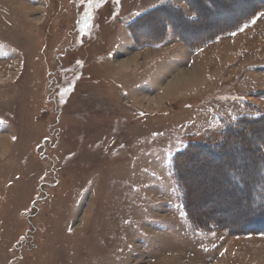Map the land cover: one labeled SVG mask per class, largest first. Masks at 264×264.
<instances>
[{
	"label": "rangeland",
	"instance_id": "obj_1",
	"mask_svg": "<svg viewBox=\"0 0 264 264\" xmlns=\"http://www.w3.org/2000/svg\"><path fill=\"white\" fill-rule=\"evenodd\" d=\"M210 1L211 27L183 21L188 36L258 0ZM163 4L196 16L185 0H0V264H264V127L178 162L189 211L174 169L264 111V9L197 55L130 54L126 24ZM159 12L138 26L147 41L173 18ZM213 217L236 231L193 221Z\"/></svg>",
	"mask_w": 264,
	"mask_h": 264
},
{
	"label": "trees",
	"instance_id": "obj_2",
	"mask_svg": "<svg viewBox=\"0 0 264 264\" xmlns=\"http://www.w3.org/2000/svg\"><path fill=\"white\" fill-rule=\"evenodd\" d=\"M185 1L188 3L191 10L195 13V15H196L195 17L185 18L187 16L182 14L180 9L178 7L172 5V4H163V5L157 6L151 10H148L147 12H144L143 14L138 16L133 22L130 23L129 27H130L131 31L135 34L136 40L138 42H150V41H147L146 38H142L139 35L138 26H140L141 23L145 19L147 20V19L155 16V13L158 11L165 12L164 14L170 15L173 18L171 19L170 17L161 16L162 21L160 22L161 24L159 25L160 26L159 34L161 33V35H159V37L161 36V38L157 37L158 36L157 35L156 38H159V39L155 40V42H150V43L156 44V43H159L160 41H162V39H164V37L166 35V32H167L169 26H171L172 29L175 31L176 35L178 36V38L180 40H182L187 46H189L190 48H197V47H200L207 42H211V41L217 39L221 35L229 34V33H233V32L238 31L243 25L248 23L261 10L264 9V0H258L257 3H255L253 6H251L250 9L244 15L240 16L237 20L233 21V23H230L227 25H222V26L216 27L214 29L211 28V30H209L208 32L206 31L203 33H198L199 36L194 38V37L188 36V31H186V28L183 27V25H184L183 21H185L187 23H189V22L193 23L191 26H189V27H191V30H192V28H195V29L196 28H200V29L201 28H204V29L209 28L211 26H210V23L207 21V16H211L213 10L215 8L219 7L220 4L218 2L217 3H214L213 1L211 2L210 0H205V1L204 0H185ZM234 1L235 0H228L227 3L233 4ZM224 4L225 3H222V5H224ZM179 12L181 13L180 15H179ZM182 22H183V24H181ZM156 26H157V24H156ZM191 30H189V32H191ZM146 32L149 35V31H146ZM254 109H255L254 116L253 115L244 116V117H241L240 119H237L235 122L227 124L225 126V130L222 133V139L219 142H217V143L215 142L214 144H212V143L209 144V143H205V142L196 140L194 142H191L183 152H179L176 155L174 169L176 170L178 181L182 184V185L181 184L180 185L182 187V191H183V194L185 197L184 199L186 200L185 202L187 203L186 208L188 209V211L193 209V208L189 204L190 203L189 197L187 195L185 196V191H187V193L189 194V190H188V187L186 186V184H184V179L182 178L183 176L181 174V171L179 170L180 164H178V162L181 163L190 154L195 155V154L199 153L198 151H202V152L204 151L207 153H214V154L219 153V152H225L226 149L228 148V146L230 145V141H232L234 139L245 138L252 131V129H255L256 126H258L259 128L261 126L264 127V111H262L261 109H258V108H254ZM250 149L251 148L246 146V145L239 147V151H241V152H247ZM257 151H258V154L261 156L262 160L264 161V142L260 141L258 143ZM218 159H219V157H218ZM262 203L264 206V201ZM258 212H260V210ZM255 217H257V218H255ZM245 220H247L246 222H249V224H251V225L253 224L254 227L256 224L260 225L261 224L260 221H262L259 216H251ZM193 221L201 227L208 225V223L214 222V223H217L221 227H227L234 232L236 231V228H234V227H232L226 223L227 221H225V218L213 217V218L203 219V221H199V220L193 218Z\"/></svg>",
	"mask_w": 264,
	"mask_h": 264
},
{
	"label": "crops",
	"instance_id": "obj_3",
	"mask_svg": "<svg viewBox=\"0 0 264 264\" xmlns=\"http://www.w3.org/2000/svg\"><path fill=\"white\" fill-rule=\"evenodd\" d=\"M188 5V4H187ZM179 7V6H178ZM189 7V5H188ZM180 8V7H179ZM190 9V7H189ZM148 11V10H147ZM181 11H185L184 9L181 8ZM191 12V9L189 10ZM146 12V11H145ZM143 14V13H142ZM140 16V15H139ZM137 18V17H136ZM135 18V19H136ZM135 19H133L132 21H130L129 23L126 24V28H127V31L125 30V32L123 31V35L124 37H127L128 39H131V47H129V52L130 54H133L135 56L137 55H140L142 53H145V52H153V51H157V50H163V49H166L168 47H171L173 46L174 44H180L182 45L181 47L184 49V47L186 48V51L190 52L189 54L191 55H197L199 52L201 51H205V50H209L208 48H204L205 46L207 45H210V44H217L218 42H220L221 40L224 39V37H227V36H230L232 34H235V33H238L240 30L236 31V32H233V33H229V34H224V35H221L219 36L217 39H215L214 41H211V42H207L205 44H203L202 46L200 47H197V48H190L189 46H187L183 41H181L178 36L176 35L175 31L172 29L171 26H169L167 32H166V38L163 39L161 42L159 43H156V44H142L144 42H138L136 40V36L135 34L131 31L129 25L131 22H133ZM235 38V37H234ZM228 39H233V38H228ZM120 56L118 57L119 59H124L125 57H127L126 55H123V54H119ZM116 64V62L114 63V65ZM221 71L218 70V69H215L213 71L211 70H208V73H212V76H216L220 73ZM207 73V74H208ZM216 88V87H215ZM162 95V92L153 97V99H156V101H152L154 102L151 106H150V102L148 103L149 107L152 108V107H157V106H161L163 104H165L166 100L167 99H171V98H167L165 100H162V101H159V97ZM158 102V103H157ZM156 104V105H155Z\"/></svg>",
	"mask_w": 264,
	"mask_h": 264
},
{
	"label": "bare ground",
	"instance_id": "obj_4",
	"mask_svg": "<svg viewBox=\"0 0 264 264\" xmlns=\"http://www.w3.org/2000/svg\"><path fill=\"white\" fill-rule=\"evenodd\" d=\"M200 79H201V77H200ZM200 81V80H199ZM152 101H156V99H153ZM150 102V106L154 103V102ZM158 103V102H157ZM156 105V104H155Z\"/></svg>",
	"mask_w": 264,
	"mask_h": 264
},
{
	"label": "snow or ice",
	"instance_id": "obj_5",
	"mask_svg": "<svg viewBox=\"0 0 264 264\" xmlns=\"http://www.w3.org/2000/svg\"><path fill=\"white\" fill-rule=\"evenodd\" d=\"M86 22V21H85Z\"/></svg>",
	"mask_w": 264,
	"mask_h": 264
}]
</instances>
